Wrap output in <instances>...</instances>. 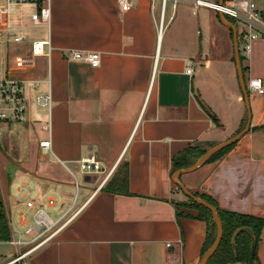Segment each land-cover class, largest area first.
Here are the masks:
<instances>
[{"label": "crops", "instance_id": "obj_1", "mask_svg": "<svg viewBox=\"0 0 264 264\" xmlns=\"http://www.w3.org/2000/svg\"><path fill=\"white\" fill-rule=\"evenodd\" d=\"M189 1L129 0L131 10L122 12L118 0H51L50 28L25 22L24 32L40 30L53 51L29 76L40 87L27 86L17 137L39 165L25 171L24 182L55 198L58 212L72 206L76 181L81 186L78 215L29 264H201L208 226L198 207L186 205L173 161L238 136L248 113L233 30L212 10L193 15ZM182 7L191 14H179ZM67 50L99 53L101 63L64 59ZM240 58L246 84L264 80V39ZM49 90L51 110L36 101ZM249 100L250 131L225 156L177 181L221 211L264 220V95ZM47 140L51 151L40 147ZM90 156L101 169L84 175L82 186L74 168ZM124 167L128 194L104 191ZM258 257L264 264V228Z\"/></svg>", "mask_w": 264, "mask_h": 264}, {"label": "built area", "instance_id": "obj_2", "mask_svg": "<svg viewBox=\"0 0 264 264\" xmlns=\"http://www.w3.org/2000/svg\"><path fill=\"white\" fill-rule=\"evenodd\" d=\"M263 2L262 6L258 2ZM122 12L131 10L129 0H118ZM193 15L200 9H209L227 18L238 31L239 51L243 58H248L253 42L264 39V0H191ZM166 0H163V7ZM51 0H0V45L5 46V68L0 79V128L23 123L28 109L27 86L32 84L40 87L38 81L29 78L36 67L37 59H50L53 51L50 38L37 39L27 42L24 35L25 22L29 21L34 27L50 28ZM162 24V21H161ZM22 46L20 51L12 52L9 46ZM4 50V49H3ZM67 60L86 62L93 67L101 63L99 53H84L67 50L62 53ZM186 69V74H191ZM49 84L51 80L49 79ZM249 94L264 95V80L250 79L246 84ZM37 104L51 110L52 94L36 97ZM44 151H51L50 140L40 143ZM81 172L92 176L100 171V164L95 156L80 160ZM76 196L72 206L62 212L57 219L52 217L58 212V201L55 198L39 196L29 184L22 182L18 187L17 203L11 208L9 221L11 238L1 244L15 249L17 256L4 264H19L25 258L42 250L52 243L57 236L74 220L80 208L74 210L81 188L78 181L75 184ZM18 208L17 214L15 210ZM171 244H167L170 247Z\"/></svg>", "mask_w": 264, "mask_h": 264}, {"label": "trees", "instance_id": "obj_3", "mask_svg": "<svg viewBox=\"0 0 264 264\" xmlns=\"http://www.w3.org/2000/svg\"><path fill=\"white\" fill-rule=\"evenodd\" d=\"M242 60V58H241ZM231 145L221 152L214 155L206 162H214L225 156L233 147ZM205 152L189 149L176 157L173 161L174 169L180 170L193 166L197 160L201 158ZM127 167H124V172L119 180L113 179L107 186L103 188L104 191H113L115 193L128 194L127 189ZM196 197L213 205L219 214L223 226V237L213 257L207 264H261L258 257V248L261 240V232L264 228V220L254 218L252 216L237 214L232 212L221 211L217 208V204L207 195L194 194ZM192 205L200 209V218L203 219L208 226V236L206 240V249H210L215 240H210L212 227L217 229L212 213L205 207L189 200ZM251 230L252 233L247 230ZM11 238V231L8 225L5 210L0 203V243L7 242ZM235 243V249L233 247ZM207 251V250H206Z\"/></svg>", "mask_w": 264, "mask_h": 264}, {"label": "rangeland", "instance_id": "obj_4", "mask_svg": "<svg viewBox=\"0 0 264 264\" xmlns=\"http://www.w3.org/2000/svg\"><path fill=\"white\" fill-rule=\"evenodd\" d=\"M213 1V0H212ZM218 1V0H214ZM263 2L259 1L258 5L262 6ZM186 8V7H182ZM180 12H185L187 15L191 14V9L186 8L184 11L181 9ZM202 13V10L199 11ZM40 30H29L28 34L24 32V35H27L31 38H40ZM5 46L0 45V79L3 77L2 71L5 68L4 52ZM10 51H20L22 46H9ZM4 49V50H3ZM21 124L11 125L10 127L0 128V203L2 204L7 220L8 225L11 218V208L17 203L16 196H18V187L19 184L25 181L24 173L26 170H36L39 162L36 160L32 154L25 148V143L21 138L17 137V131L20 129ZM29 160L25 161L23 156H28ZM74 173L76 174L78 180L82 186L86 185L84 183V174L80 171L78 167L74 168ZM76 196V191L72 196V202ZM18 208L15 210L17 214ZM62 212H56L52 214L54 219H57ZM10 227V225H9ZM217 237V229L212 227L210 240L213 241ZM32 255L25 258L19 264H29ZM17 256L16 251L13 247L8 245H3L0 243V264H4Z\"/></svg>", "mask_w": 264, "mask_h": 264}, {"label": "water", "instance_id": "obj_5", "mask_svg": "<svg viewBox=\"0 0 264 264\" xmlns=\"http://www.w3.org/2000/svg\"><path fill=\"white\" fill-rule=\"evenodd\" d=\"M221 21L225 25L229 26L233 30V33H234L235 61H236L237 71H238V74H239L240 86H241V89H242V92H243V96H244V100H245V104H246V108H247V113H248L247 125L244 128V130L238 136H236V137H234V138H232V139L220 144L219 146L213 148L212 150L208 151L205 155H203L197 161L196 164H194L193 166H191L189 168L178 170L173 176V180L176 182L177 186L181 189V191L184 193V195L187 198L192 200L194 203H197V204L205 207L206 209H208L212 213V216L214 218V221H215V224H216V227H217L216 240L213 243V245L210 247V249L204 254L201 264H207V262L213 257V255L215 254L219 244L221 243V240H222V237H223L222 222L220 220V217H219V214L217 212V209L213 205L207 203L206 201L200 199L199 197H196L192 192H190L187 188H185L182 184H180L177 181V178H179L184 173L193 172V171L197 170L202 165L206 164V162L208 160H210L214 155H216L217 153L221 152L225 148L237 143L245 134H247L250 131V125H251V121H252L249 93H248V91L246 89V82L244 80L242 66H241V58H240L239 45H238V31H237L236 26L231 24V23L226 22L224 20L223 16H221ZM247 231L252 233V231L249 230V229ZM233 247L235 249V243L234 242H233ZM235 264H240V263H235Z\"/></svg>", "mask_w": 264, "mask_h": 264}]
</instances>
